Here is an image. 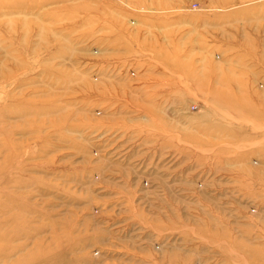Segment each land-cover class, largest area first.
Returning a JSON list of instances; mask_svg holds the SVG:
<instances>
[{
	"label": "rangeland",
	"instance_id": "374dc122",
	"mask_svg": "<svg viewBox=\"0 0 264 264\" xmlns=\"http://www.w3.org/2000/svg\"><path fill=\"white\" fill-rule=\"evenodd\" d=\"M0 264H264V0H0Z\"/></svg>",
	"mask_w": 264,
	"mask_h": 264
},
{
	"label": "built area",
	"instance_id": "2783aa9c",
	"mask_svg": "<svg viewBox=\"0 0 264 264\" xmlns=\"http://www.w3.org/2000/svg\"><path fill=\"white\" fill-rule=\"evenodd\" d=\"M133 75H134V74H133ZM196 109H197V107H193V108H192V110H196Z\"/></svg>",
	"mask_w": 264,
	"mask_h": 264
}]
</instances>
